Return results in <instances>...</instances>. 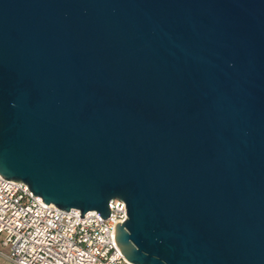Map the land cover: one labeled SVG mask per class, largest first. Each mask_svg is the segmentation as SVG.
<instances>
[{
	"label": "water",
	"instance_id": "water-1",
	"mask_svg": "<svg viewBox=\"0 0 264 264\" xmlns=\"http://www.w3.org/2000/svg\"><path fill=\"white\" fill-rule=\"evenodd\" d=\"M0 176L122 200L128 264H264V0H0Z\"/></svg>",
	"mask_w": 264,
	"mask_h": 264
},
{
	"label": "built area",
	"instance_id": "built-area-1",
	"mask_svg": "<svg viewBox=\"0 0 264 264\" xmlns=\"http://www.w3.org/2000/svg\"><path fill=\"white\" fill-rule=\"evenodd\" d=\"M110 215L46 204L20 181L0 176V259L11 264H124L115 227L126 220L120 199Z\"/></svg>",
	"mask_w": 264,
	"mask_h": 264
},
{
	"label": "rangeland",
	"instance_id": "rangeland-1",
	"mask_svg": "<svg viewBox=\"0 0 264 264\" xmlns=\"http://www.w3.org/2000/svg\"><path fill=\"white\" fill-rule=\"evenodd\" d=\"M0 264H11L3 259H0ZM124 264H128V263H124Z\"/></svg>",
	"mask_w": 264,
	"mask_h": 264
}]
</instances>
